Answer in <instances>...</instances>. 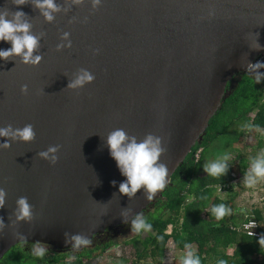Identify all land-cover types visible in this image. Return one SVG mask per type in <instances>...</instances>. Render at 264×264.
Returning a JSON list of instances; mask_svg holds the SVG:
<instances>
[{
  "label": "water",
  "instance_id": "95a60500",
  "mask_svg": "<svg viewBox=\"0 0 264 264\" xmlns=\"http://www.w3.org/2000/svg\"><path fill=\"white\" fill-rule=\"evenodd\" d=\"M56 4L49 22L35 0H0V13L9 19L26 13L32 33L42 37L34 54L43 57L39 65L17 55L0 58V127L32 124L36 132L31 142L0 137V144H10L0 149V188L7 192L0 259L23 242L73 248L71 235L91 240L146 210L202 140L228 83L252 73L248 65L264 55V0ZM11 46L0 41V49ZM85 69L94 80L68 88ZM115 129L138 141L149 133L162 138L168 177L151 200L143 188L133 199L119 192L126 177L106 143ZM53 145L60 146L55 164L40 156ZM22 196L32 205L30 220L17 219Z\"/></svg>",
  "mask_w": 264,
  "mask_h": 264
},
{
  "label": "trees",
  "instance_id": "16d2710c",
  "mask_svg": "<svg viewBox=\"0 0 264 264\" xmlns=\"http://www.w3.org/2000/svg\"><path fill=\"white\" fill-rule=\"evenodd\" d=\"M227 89L222 107L202 140L176 169L162 197L139 214L152 225L149 231H132L134 217L114 232L108 229V235L94 236L86 246L55 250L42 244L47 249L42 259L32 254L37 243H18L0 264H165L168 247L187 252L185 245L200 257L201 264H264V247L258 242L264 235L263 210L239 205L234 189L235 180L244 178L253 160L264 153V81L256 83L255 75L243 73ZM238 128L240 137L236 139L232 134ZM225 143L236 154L227 162L225 175L212 177L204 165L217 155L218 145L225 147ZM220 204L231 213L217 220L211 209ZM249 219L257 221L258 237L244 231L241 224ZM173 264H183V260Z\"/></svg>",
  "mask_w": 264,
  "mask_h": 264
},
{
  "label": "clouds",
  "instance_id": "9594fccd",
  "mask_svg": "<svg viewBox=\"0 0 264 264\" xmlns=\"http://www.w3.org/2000/svg\"><path fill=\"white\" fill-rule=\"evenodd\" d=\"M25 2L26 0H15L17 5H23ZM81 2L82 0H75V3ZM101 3L102 0H92L94 8L99 7ZM35 5L41 9L45 19L49 22L54 20L53 13L59 11L56 0H35ZM25 16L26 13L22 10L16 11L11 19L8 18L7 12L0 13V41H8L12 45L11 48L0 49V58L7 60L10 56L17 55L21 57L22 62L25 64L39 65L43 57L34 53L39 48L42 37L32 33V25L24 18ZM68 36V33L64 34L65 39ZM70 44L71 42L69 41V46ZM62 47H64L63 44L57 46L58 50ZM260 47L261 45L257 41L254 48L259 49ZM96 51L98 52L99 50L97 49ZM260 69H264V61H257L248 65L247 70L254 71L256 74V83L264 81V72H260ZM94 78V75L88 70H82L76 79L69 82L68 88L77 89L83 87L86 83L92 82ZM22 91L27 93L28 86H22ZM0 137H11L12 139L31 142L35 139L36 132L32 124L15 129L9 124L6 127H0ZM106 143L110 156L116 161L121 175L126 177L119 184V192L121 194L128 196L129 199H133L137 192L143 188L146 198L151 200L155 193L165 188L168 168L160 161L165 151L161 137L149 133L143 140L138 141L135 136H130L124 129H115L108 134ZM8 147H10L8 142L0 144V149ZM59 148V145L50 146L47 150L42 151L40 156L55 164L59 159L57 155ZM198 151H201V149ZM228 152H231L229 155L231 158L225 155L222 159L211 161L217 155L213 156L204 165L205 172L212 177L225 175L229 168L227 162L234 159V155L236 154L234 148H231ZM199 158L196 157V159ZM244 179L248 186H253L259 180L264 179V153L258 155L253 160L251 170L245 175ZM115 183L113 181V184ZM6 198L7 192L3 188H0V208L5 204ZM211 212L217 220H220L226 215H229L231 209L227 208L224 204H220L213 206ZM17 213V219L19 220H30L32 218V205L28 202L27 197L22 196L18 198ZM245 222L247 221H244L241 225ZM151 227L152 225L146 222L142 215L138 214L132 221L131 230L136 232L149 231ZM3 228V222L0 221V231H3ZM18 235L23 234L18 233ZM67 236L68 234H66V238ZM70 239L74 242L72 246L76 248H79L81 245L86 246L91 242L87 236L82 234L71 235ZM258 242L261 247H264V235L260 236ZM41 245V242H37V245L32 249V254L42 259L47 249ZM185 247L188 251L183 260V264H201L200 257L195 254L190 246L185 245ZM221 264H223V261H221Z\"/></svg>",
  "mask_w": 264,
  "mask_h": 264
},
{
  "label": "rangeland",
  "instance_id": "374dc122",
  "mask_svg": "<svg viewBox=\"0 0 264 264\" xmlns=\"http://www.w3.org/2000/svg\"><path fill=\"white\" fill-rule=\"evenodd\" d=\"M239 128L235 129L233 137L238 139L240 137ZM224 141V140H223ZM237 144V141L235 142ZM222 146V144L218 145V154L216 158L212 159L211 161H214L216 159H222L225 155H230L231 152H228L231 147L226 145V143ZM223 148H222V147ZM230 157V156H229ZM231 158V157H230ZM230 160V159H229ZM235 183L237 186H235V190L238 193V204L245 207L246 206L250 210L252 207H259L262 208L264 213V179L259 180L255 185L248 186L245 182L244 178H241L239 180H235ZM187 252H184L183 250H180L179 248L175 246L168 247L167 250V262L165 264H173L174 260H184Z\"/></svg>",
  "mask_w": 264,
  "mask_h": 264
},
{
  "label": "built area",
  "instance_id": "2783aa9c",
  "mask_svg": "<svg viewBox=\"0 0 264 264\" xmlns=\"http://www.w3.org/2000/svg\"><path fill=\"white\" fill-rule=\"evenodd\" d=\"M200 152L201 151H198L196 153V157L199 158L200 156ZM243 227H244V230L251 236H256L258 237L259 236V233L257 231V228H258V224H257V221L255 220H249L247 222H245L243 224Z\"/></svg>",
  "mask_w": 264,
  "mask_h": 264
},
{
  "label": "flooded vegetation",
  "instance_id": "af4514ba",
  "mask_svg": "<svg viewBox=\"0 0 264 264\" xmlns=\"http://www.w3.org/2000/svg\"><path fill=\"white\" fill-rule=\"evenodd\" d=\"M258 61H264V55H262V56L259 58ZM259 71H260V72H264V69H260ZM252 74L255 75V77H256V74H255L254 71H252ZM233 82H236V81H233ZM233 85H234V83H233ZM115 230H118V228H117V229H116V228H115V229H111L112 232H114ZM108 232L110 233V231H106V235L109 234ZM116 232H117V231H116ZM103 234H104V233H103ZM101 235H102V234H101ZM101 235H97V237H99V236H101ZM114 235H115V233H114ZM81 246H82V245H81Z\"/></svg>",
  "mask_w": 264,
  "mask_h": 264
}]
</instances>
